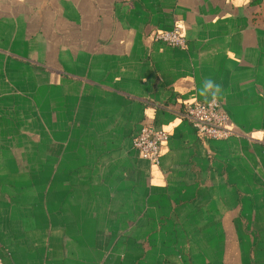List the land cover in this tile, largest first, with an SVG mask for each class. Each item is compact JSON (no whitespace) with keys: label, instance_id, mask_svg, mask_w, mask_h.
Segmentation results:
<instances>
[{"label":"crops","instance_id":"1","mask_svg":"<svg viewBox=\"0 0 264 264\" xmlns=\"http://www.w3.org/2000/svg\"><path fill=\"white\" fill-rule=\"evenodd\" d=\"M211 99L229 140L185 118ZM0 259L264 264V0H0Z\"/></svg>","mask_w":264,"mask_h":264},{"label":"built area","instance_id":"2","mask_svg":"<svg viewBox=\"0 0 264 264\" xmlns=\"http://www.w3.org/2000/svg\"><path fill=\"white\" fill-rule=\"evenodd\" d=\"M155 39L173 47L185 48L187 46L186 39L177 27L157 34ZM184 115L202 141H224L235 135L230 118L217 99L194 102L187 106ZM168 140L167 132L145 125L134 137L132 146L143 160L159 165L161 148ZM0 264H2L1 259Z\"/></svg>","mask_w":264,"mask_h":264},{"label":"clouds","instance_id":"3","mask_svg":"<svg viewBox=\"0 0 264 264\" xmlns=\"http://www.w3.org/2000/svg\"><path fill=\"white\" fill-rule=\"evenodd\" d=\"M205 87H212L211 81H206ZM216 90L219 91V85L216 86Z\"/></svg>","mask_w":264,"mask_h":264}]
</instances>
